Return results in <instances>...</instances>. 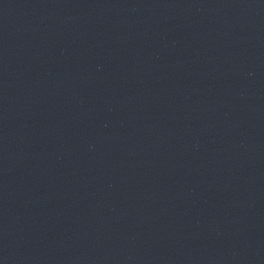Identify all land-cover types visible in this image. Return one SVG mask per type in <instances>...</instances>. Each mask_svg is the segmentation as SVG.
<instances>
[{
  "label": "water",
  "instance_id": "water-1",
  "mask_svg": "<svg viewBox=\"0 0 264 264\" xmlns=\"http://www.w3.org/2000/svg\"><path fill=\"white\" fill-rule=\"evenodd\" d=\"M0 264H264V212L0 224Z\"/></svg>",
  "mask_w": 264,
  "mask_h": 264
}]
</instances>
